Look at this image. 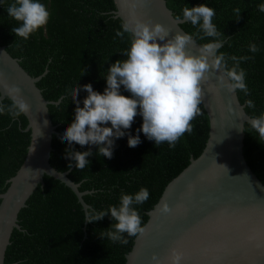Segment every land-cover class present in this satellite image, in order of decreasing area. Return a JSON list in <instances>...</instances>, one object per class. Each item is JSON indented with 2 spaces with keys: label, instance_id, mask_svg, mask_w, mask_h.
<instances>
[{
  "label": "trees",
  "instance_id": "trees-1",
  "mask_svg": "<svg viewBox=\"0 0 264 264\" xmlns=\"http://www.w3.org/2000/svg\"><path fill=\"white\" fill-rule=\"evenodd\" d=\"M12 0H0V44L32 76L47 72L37 81L43 96L48 100H58L49 104V113L57 133L53 134L50 164L56 169H69V161L64 157L67 143L59 136L73 119L75 104L71 97L66 101V89L91 83L95 91L103 92L107 68L116 60L126 57L122 52L129 46L126 33L121 39L116 36L123 21L115 17L113 0H40L50 12V19L44 28L39 29L24 41L11 32L18 22L8 17L6 8ZM264 0H166L175 17H180L185 6L205 4L215 10L213 23L224 36L223 47L219 50L228 56H251L242 61L240 67L246 72L245 82L249 95L237 90L241 103L252 100L255 108L245 106L252 117L264 112V13L257 5ZM241 10L238 19L234 9ZM189 34L197 32L190 23H181ZM199 44L210 42L194 36ZM18 42L19 46H17ZM255 43L259 51L251 53L248 45ZM229 61V65H231ZM84 71V74L82 75ZM121 94L130 93L121 87ZM87 93L81 91L79 100ZM2 102L10 101L5 97ZM83 106L82 103L80 105ZM203 112L193 121V132L185 133L169 148L167 143L156 146L139 133L141 143L130 148L127 136L114 141L111 159L96 153L95 146L81 147L73 144L76 151H88L93 155L87 159L88 167L77 170L74 166L68 176L79 182L80 190H92L83 199L97 211L110 205L118 206L120 194H134L141 187L147 188L150 195L147 201L135 207L142 221L148 219V211L159 199L166 184L190 161L197 157L205 146L209 119L203 105ZM142 118L137 116L127 131L137 135ZM25 115L13 120L9 115H0V191L8 186L7 180L20 167L30 142V131L25 130ZM244 157L253 172L264 183V142L258 141V134L248 123L244 127ZM43 187L37 186L27 199L26 206L18 213L20 229L14 228L10 244L5 251L6 264H125L126 253L134 243V237L126 245L113 243L106 237L101 239V231L115 223L109 216L93 223L84 222V210L75 193L63 182L44 175Z\"/></svg>",
  "mask_w": 264,
  "mask_h": 264
},
{
  "label": "water",
  "instance_id": "water-1",
  "mask_svg": "<svg viewBox=\"0 0 264 264\" xmlns=\"http://www.w3.org/2000/svg\"><path fill=\"white\" fill-rule=\"evenodd\" d=\"M113 1L114 16L124 22L129 17L130 0ZM135 11L143 20L162 24L170 35L187 33L166 0H143ZM194 41L186 46V51L195 55L196 46L201 44ZM0 71L10 85L21 89L31 106L25 116V130L30 131L26 155L7 180L5 191H0V264H6L5 251L13 229L21 227L18 213L36 187H43L44 175L71 188L84 213L90 205L83 195L92 190H80V183L68 176L70 169L61 171L50 164L57 124L52 122L48 105L57 104L60 99H46L36 84L47 71L32 76L20 59L1 44ZM202 87L205 92L202 105L209 119L205 146L166 184L148 211L144 235L134 237L125 264H169L171 249L181 253L180 264H264V183L244 157L245 132L239 130L244 131L252 116L245 111V103L240 102L237 92L230 94L218 87L215 75ZM4 98L0 89V101ZM161 203L169 207L167 214L158 211Z\"/></svg>",
  "mask_w": 264,
  "mask_h": 264
},
{
  "label": "clouds",
  "instance_id": "clouds-1",
  "mask_svg": "<svg viewBox=\"0 0 264 264\" xmlns=\"http://www.w3.org/2000/svg\"><path fill=\"white\" fill-rule=\"evenodd\" d=\"M141 2L143 0H130L129 17L116 31V36L121 39L128 34L129 46L120 52L126 58L116 60L107 68V75L103 76L106 82L103 92L95 91L91 83L76 84L74 88L66 89L64 99L67 101L71 97L75 104L74 116L59 139L68 145L64 157L69 161V169L74 162L77 170H83L90 163L87 158L93 155L91 147L88 151H76L73 144L95 146L96 153L111 159L116 139L127 136L128 147L135 148L141 143L139 133H143L156 146L167 143L170 149L175 148L185 133L193 132L192 121L203 114L200 105L205 92L202 86L212 75H215L220 89L230 94H235L237 90L246 96L250 94L245 82L246 72L240 64L254 57L228 56L219 51L224 44L221 39L224 35L213 23L216 15L213 8L205 4L185 6L177 20L190 23L197 28V32L170 35L162 24L136 15V6ZM257 9L264 13V3L257 5ZM6 11L8 17L18 22L11 32L24 41L44 28L50 19L49 10L40 0H12ZM234 12L239 19L241 10L236 8ZM194 36L201 40L212 38L210 42L196 46L195 55L186 51L187 45L195 43ZM15 43L19 46L18 42ZM248 51L256 53L259 48L250 43ZM121 87L130 96L122 95ZM0 89L10 101L7 105L0 101V115L7 114L15 120L30 113L31 106L23 98L21 89L15 84L10 85L3 71H0ZM81 91L87 93L82 101L77 99ZM245 106L255 108L252 100H247ZM137 116L142 118V123L136 129L137 135H132L127 130ZM247 122L258 134V141L264 142V112ZM239 130L244 132L241 128ZM149 195L144 187L134 194L122 192L118 206L110 205L100 211L87 208L84 222L93 223L109 216L115 223L101 231L100 238L106 237L113 243L126 245L128 239L125 233L127 237H141L145 233L141 216L133 205L143 204ZM158 211L167 214L170 209L167 204L161 203ZM181 258L179 251L170 250L169 264H180Z\"/></svg>",
  "mask_w": 264,
  "mask_h": 264
}]
</instances>
